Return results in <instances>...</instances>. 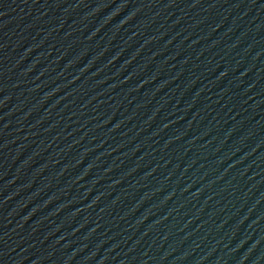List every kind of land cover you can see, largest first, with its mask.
<instances>
[{"label":"water","instance_id":"water-1","mask_svg":"<svg viewBox=\"0 0 264 264\" xmlns=\"http://www.w3.org/2000/svg\"><path fill=\"white\" fill-rule=\"evenodd\" d=\"M0 264H264V0H0Z\"/></svg>","mask_w":264,"mask_h":264}]
</instances>
